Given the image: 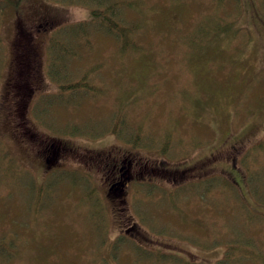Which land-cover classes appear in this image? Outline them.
<instances>
[{
	"label": "rangeland",
	"instance_id": "rangeland-1",
	"mask_svg": "<svg viewBox=\"0 0 264 264\" xmlns=\"http://www.w3.org/2000/svg\"><path fill=\"white\" fill-rule=\"evenodd\" d=\"M51 1L45 2L65 9L58 20L66 23L86 19L95 6L94 0ZM116 2L117 13L124 11L130 22L138 21L113 30L123 37L126 29L127 44L122 46L113 33L97 26L89 28L91 41H83L82 53L74 59L66 56L67 65L54 64L59 70L55 81L44 65V50L29 53L43 70L39 97L51 101L47 111L40 105L35 108L38 116H46L45 122L34 116L36 124L52 134L56 128L58 135L74 137V123L80 134L73 140L84 145L78 136L99 140L102 146L121 139L119 132L137 133L151 140L145 147L149 152L180 161L200 157L213 144L225 145L226 137L239 139L243 149L238 173L219 167L199 177L213 184L197 189L188 184L178 186L182 189L151 185V203L139 201L136 209L143 213L144 219L138 215L143 224L151 220L152 237L197 239L211 251L203 264H216L228 250L231 255L223 264H264V202L254 192V184H264V0ZM40 4L25 0L16 11L0 0L1 90L10 69L16 20L33 18ZM133 26L139 29L135 38ZM21 67L23 61L15 68L16 82L28 85L29 76L19 75ZM72 81L79 86L66 87L68 91L61 87ZM85 82L88 85H82ZM29 88L22 89V98ZM2 122L0 111V130ZM4 136L0 131V264L189 263L187 255L157 260L139 252L136 242L122 243L112 236L119 211L98 171L65 168L43 182L37 168L23 167L21 159L17 166L10 162ZM256 144L258 148L251 150ZM226 150L217 152L226 156ZM9 151L18 154L16 145ZM227 159L210 162L208 169L228 166ZM252 165L262 169L261 174L249 176ZM85 177L88 183L81 181Z\"/></svg>",
	"mask_w": 264,
	"mask_h": 264
},
{
	"label": "flooded vegetation",
	"instance_id": "flooded-vegetation-1",
	"mask_svg": "<svg viewBox=\"0 0 264 264\" xmlns=\"http://www.w3.org/2000/svg\"><path fill=\"white\" fill-rule=\"evenodd\" d=\"M13 59L12 54L10 62ZM19 59L23 60L26 65L19 69V75L29 76L30 93L26 98H22V95L26 94L14 89L18 86L17 78L13 74L16 69L10 65L4 80L6 90H4L3 99L0 101L5 103L6 108V116L1 124L5 135L3 139L8 141L6 147L12 149L16 145L18 148L16 156L14 152L10 154L9 149L5 147L8 151L7 156H11L10 162L12 164L15 162V166H17V160L21 159L23 167H29L32 170L37 168L41 178H45L43 182L57 176L60 169L87 167L98 171L105 193L119 211L118 227L114 229L110 227L114 231L112 236L118 238L122 243L130 242V240L136 242L139 252L152 254L157 260L167 261L168 258H172L171 255H187V258L190 259L188 264H203L205 256L209 255L211 251H205L197 239L171 237L162 240L155 236L152 237L151 220H147L148 223L143 224L141 220V217L144 219L143 213L138 212L136 208L139 207V201H142L143 205L147 204V201L151 203V185L172 186L173 188H180L178 186L184 184L198 186L204 181L199 180V177L204 173L213 174L219 167L225 172L223 169L228 166H224V164H219L218 167L212 166L209 169L206 167L204 170L202 161L205 157L207 160L213 156H216V160L226 157L228 161L230 160L228 165H232V163L235 165L239 161L243 149L239 139L232 140L226 137L225 145L213 144L200 157L191 159L189 162L173 163L163 157L162 153L149 152L145 147L150 146V143L147 142H151V140L138 134L118 133L121 139L109 140L102 146H99V140L93 141L84 136H78V138L80 141L86 142L87 145L74 141L75 136L80 134L76 131L79 130V127H76L74 123H71L70 128V130L72 128L75 130L74 137L58 135L56 128L52 134L43 130L44 126L41 127L34 120V116L40 122L46 120V116L42 112H40V116L37 115L39 111H35L34 106L50 104L48 100L38 98L43 92L41 89L43 75L36 72L37 57L33 58L29 53H22ZM33 64H35V68H33ZM35 81H37V87H35ZM142 142L145 144H141ZM221 147H226V156L217 152ZM50 173L51 176L46 180ZM81 181L89 182L87 177L82 178ZM139 214L141 217H138ZM172 241L185 244H174ZM187 246H192L193 249H189Z\"/></svg>",
	"mask_w": 264,
	"mask_h": 264
},
{
	"label": "trees",
	"instance_id": "trees-1",
	"mask_svg": "<svg viewBox=\"0 0 264 264\" xmlns=\"http://www.w3.org/2000/svg\"><path fill=\"white\" fill-rule=\"evenodd\" d=\"M24 1L25 0H5V2L8 5L13 6L16 11L20 8L21 3H23ZM40 1L43 2V4H40V6L35 9L33 18L27 19L26 16H22V19L16 20V26L13 35L14 37L10 42L11 52H13L14 56V59L11 61V67H17V64H19V61H21L19 59L20 54L31 53V51H34L33 54L38 55L41 49H43L48 62L47 68L49 76L54 81L59 79L57 77L59 70L55 69L54 64L65 62L67 65V60H65L66 56H69L67 59H72L75 55H80L82 53V51L86 48L83 41H91L88 36L89 32H91L89 28H94L95 26H97L99 30L102 29L104 31L113 33V35H115L120 40V44L122 43L123 46V44H127V41L130 40L129 33L126 31V29H123L122 37L121 35L113 32V30H116L114 28L121 25L129 28L131 25H135V23L138 22H130V19L128 17L129 15L124 11L117 13L116 8L119 2H116V0H94L93 3H95V6L91 5L90 16L75 23H66L64 20L60 22L58 19L63 14H65V9L59 10L56 9L57 7L54 5L46 4V0ZM104 1H106L107 3H103ZM51 2L54 3L53 0ZM33 23L35 25H33ZM90 25H92V27ZM132 30L133 31L131 33V37L135 38V34L138 33L139 29L133 26ZM37 46H40V48L38 49ZM63 58L64 61H61ZM25 66L26 65H24V67ZM35 69L37 73L41 74L40 66H36ZM13 74H15V72H13ZM83 77H86V74H84ZM26 82L29 85L28 80ZM79 84L80 82L72 81V83L63 85L61 87L64 90H67V88H69V90H72L73 87L79 86ZM28 85L18 82V86L17 88H15V90H19L20 92H22V89H30V85ZM82 85L86 86L88 85V83L85 82ZM0 108L1 110L4 109V106L1 103ZM2 113L4 120L6 111L4 110ZM241 140L243 139L241 138ZM257 146L258 144L255 147ZM215 160L216 156L208 160L205 157L202 161L203 169L205 170L206 167L210 165V162ZM238 169V165H234L232 163V165L224 167L223 170L225 171V173L231 174L236 172L238 173ZM260 170L262 169L255 168L252 165V167L248 169V175L250 176L255 173L261 174ZM240 175H242V172L238 176ZM254 192L256 194V199L260 203H263L264 184H254ZM236 243H241V241L237 239ZM224 255V258L221 259L219 264H223V262L229 259L231 251L228 250Z\"/></svg>",
	"mask_w": 264,
	"mask_h": 264
}]
</instances>
